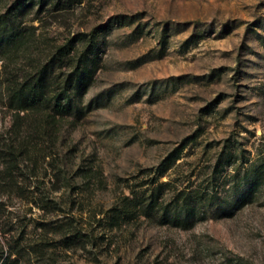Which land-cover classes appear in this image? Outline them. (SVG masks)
<instances>
[{
	"label": "rangeland",
	"instance_id": "obj_1",
	"mask_svg": "<svg viewBox=\"0 0 264 264\" xmlns=\"http://www.w3.org/2000/svg\"><path fill=\"white\" fill-rule=\"evenodd\" d=\"M10 11L0 264H264V0H0ZM94 30L85 113L16 117L7 76Z\"/></svg>",
	"mask_w": 264,
	"mask_h": 264
},
{
	"label": "trees",
	"instance_id": "obj_2",
	"mask_svg": "<svg viewBox=\"0 0 264 264\" xmlns=\"http://www.w3.org/2000/svg\"><path fill=\"white\" fill-rule=\"evenodd\" d=\"M25 7L16 6L14 9L24 12ZM19 15L20 13L14 15V12L10 11L0 16V52L20 40L21 33L14 25V18ZM96 31L82 33L79 39L71 38L56 47L22 80L14 75L7 76L5 88L8 92L9 107L15 110L16 117H20L23 112L28 115L30 110L46 111L53 119L59 116L78 118L85 113L80 103V95L86 86L85 78L89 72L91 55L98 50ZM80 42L84 45L82 48ZM131 203H125L118 215L128 213ZM186 220L189 221V217Z\"/></svg>",
	"mask_w": 264,
	"mask_h": 264
}]
</instances>
